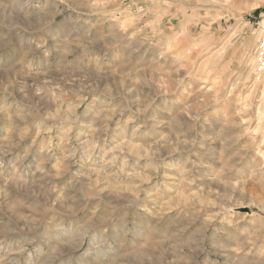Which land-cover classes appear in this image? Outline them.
<instances>
[{
	"label": "rangeland",
	"instance_id": "rangeland-1",
	"mask_svg": "<svg viewBox=\"0 0 264 264\" xmlns=\"http://www.w3.org/2000/svg\"><path fill=\"white\" fill-rule=\"evenodd\" d=\"M264 0H0V264H264Z\"/></svg>",
	"mask_w": 264,
	"mask_h": 264
},
{
	"label": "built area",
	"instance_id": "built-area-1",
	"mask_svg": "<svg viewBox=\"0 0 264 264\" xmlns=\"http://www.w3.org/2000/svg\"><path fill=\"white\" fill-rule=\"evenodd\" d=\"M256 75L258 76V79L261 76H264V38L261 42L260 49L258 51V61H257V67H256Z\"/></svg>",
	"mask_w": 264,
	"mask_h": 264
}]
</instances>
